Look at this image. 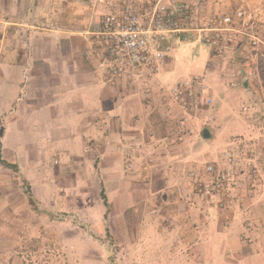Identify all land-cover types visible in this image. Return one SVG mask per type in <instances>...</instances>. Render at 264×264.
Returning <instances> with one entry per match:
<instances>
[{
  "label": "rangeland",
  "instance_id": "1",
  "mask_svg": "<svg viewBox=\"0 0 264 264\" xmlns=\"http://www.w3.org/2000/svg\"><path fill=\"white\" fill-rule=\"evenodd\" d=\"M178 1L190 8L188 40L204 34L198 30L208 18L238 10L244 16L224 54L198 45L191 55L192 45L183 46L175 79L158 84L150 103L136 95L145 106L143 124L135 123L138 129L121 145L120 174L101 171L98 160L93 165L85 157L31 156L36 149L27 140L15 142L14 99L3 106L1 90L9 84L0 79L1 155L13 163L18 155L21 162L16 173L0 166V264H264V0ZM0 12V57L11 61L28 31L4 23L23 19L14 14L13 0L0 4ZM69 40L94 51L106 83L94 36ZM190 57H196L190 62L195 73L186 75L182 64ZM188 76L202 78L210 103L204 104V95L187 108L163 103L159 89ZM230 152L233 165L225 160ZM209 165L215 172L229 170L236 182L238 202L230 209L198 192Z\"/></svg>",
  "mask_w": 264,
  "mask_h": 264
},
{
  "label": "crops",
  "instance_id": "2",
  "mask_svg": "<svg viewBox=\"0 0 264 264\" xmlns=\"http://www.w3.org/2000/svg\"><path fill=\"white\" fill-rule=\"evenodd\" d=\"M21 1L13 0L14 14L20 13L23 19L4 23L26 27L24 44L14 45L11 61L0 57V79L9 84L1 90L5 93L1 102L6 107L8 99H14V125L19 130L15 142L27 140L36 149H30L31 156L41 152L40 157L50 153L65 159L85 157L93 160V165L98 160L101 171L108 167L120 174L125 156L120 153L121 145L138 129L135 123L143 124L145 106L128 87L114 89L103 83L94 51L81 40L78 47L69 40L71 36L93 34L100 5L97 0H24L23 7ZM176 37L172 35V41ZM180 56L175 51L174 57L166 61L158 84L175 79L182 62ZM193 58L184 59L188 62L182 64L186 75L195 73L190 64ZM6 64L12 69H6ZM16 159L14 163L20 168L18 155Z\"/></svg>",
  "mask_w": 264,
  "mask_h": 264
},
{
  "label": "built area",
  "instance_id": "3",
  "mask_svg": "<svg viewBox=\"0 0 264 264\" xmlns=\"http://www.w3.org/2000/svg\"><path fill=\"white\" fill-rule=\"evenodd\" d=\"M97 3L99 16L92 35L100 46V62L107 83L115 88L126 86L135 95L144 94L150 98L148 103L154 100L153 90L158 88L163 67L175 51L192 45L194 55V47L203 45L215 54H224L238 32L236 21L244 16V11L238 10L233 15L208 18L198 30L204 34L188 40L185 33L192 31L186 26L190 8L178 0H97ZM172 35L177 36L176 40L172 41ZM261 65L264 67V55ZM246 73L251 75L250 71ZM159 91L163 103L181 108L195 105L199 95H204V104L211 101L199 76L182 78ZM233 158L231 152L225 153L227 165L234 164ZM204 174L209 179L200 181L198 192L207 202L221 209H230L238 202L234 195L236 182L229 170L215 172L209 165Z\"/></svg>",
  "mask_w": 264,
  "mask_h": 264
},
{
  "label": "trees",
  "instance_id": "4",
  "mask_svg": "<svg viewBox=\"0 0 264 264\" xmlns=\"http://www.w3.org/2000/svg\"><path fill=\"white\" fill-rule=\"evenodd\" d=\"M66 20L67 19H65V21ZM189 40H192V38H190ZM0 166L3 167V168H5V169L11 170L12 172H15V173L18 172V166L16 164L11 163V162H8V161H6V160H4L2 158V155H1V142H0ZM25 191H26V194L28 195V199L31 202V204L33 205L34 209L35 210H38V208L36 207V202H35V200L33 198V194L31 192V187H30L29 184H27ZM101 197L103 199V202H104L105 206L107 207L108 206V203H107V199H106V196L104 195L103 191H102Z\"/></svg>",
  "mask_w": 264,
  "mask_h": 264
},
{
  "label": "water",
  "instance_id": "5",
  "mask_svg": "<svg viewBox=\"0 0 264 264\" xmlns=\"http://www.w3.org/2000/svg\"><path fill=\"white\" fill-rule=\"evenodd\" d=\"M209 136H210L209 131H207V130L203 131V137L204 138H208Z\"/></svg>",
  "mask_w": 264,
  "mask_h": 264
}]
</instances>
